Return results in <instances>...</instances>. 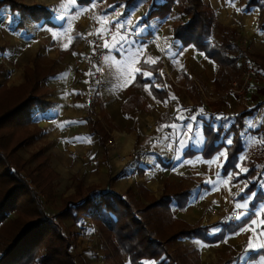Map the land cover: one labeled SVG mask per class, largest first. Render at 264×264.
<instances>
[{
	"label": "crops",
	"instance_id": "1",
	"mask_svg": "<svg viewBox=\"0 0 264 264\" xmlns=\"http://www.w3.org/2000/svg\"><path fill=\"white\" fill-rule=\"evenodd\" d=\"M21 2L47 7L57 26L31 18L32 23L19 28L35 33V27L38 36L24 39L26 46L20 53H12L14 58L3 56L10 78L19 82L24 65L34 57L60 58L66 52L65 67L55 69L51 76L53 111L70 121L84 119L73 122L72 129L86 126L84 139L97 136L103 146L99 169L106 171L107 180L117 177L114 192L123 193L131 185L136 190L146 187L155 199L166 193L175 217L190 225L210 226L213 242L183 237L170 244L171 251H195L201 264H260L264 259V83L254 81L243 96L229 87L241 74L244 40L254 63L264 71L263 4L259 1L248 7L250 0H203L214 16L204 46L196 38L176 33L190 20L183 9L185 0L176 1L166 17L151 20L146 19L149 13L164 0ZM110 19L123 27L107 42L104 84L91 90L89 78L94 79L95 70L87 67V36L102 31V24ZM41 30L51 36L42 35ZM125 32H131L143 45L130 60L109 51ZM140 73H150L151 78ZM94 108L111 118L112 146L102 144L100 134L92 131V120L101 123ZM191 115L197 119H180ZM218 116L225 119L218 120ZM226 121L230 127L220 128L223 132L217 143L209 147L208 138H213L209 132ZM228 136L232 137L231 145L240 139L242 150L226 170L232 151L224 142ZM134 151L137 155L131 157ZM238 203H246L248 215L233 224L222 206L231 207L237 217L243 211L237 209ZM249 226L252 230H247ZM183 241L193 244H177Z\"/></svg>",
	"mask_w": 264,
	"mask_h": 264
},
{
	"label": "rangeland",
	"instance_id": "2",
	"mask_svg": "<svg viewBox=\"0 0 264 264\" xmlns=\"http://www.w3.org/2000/svg\"><path fill=\"white\" fill-rule=\"evenodd\" d=\"M260 2L264 6V0ZM10 11L12 10L9 6H4L0 11V114L26 96L32 88L36 90L38 87L43 88L39 92L36 91L37 93H45L46 88L48 93L43 97L53 104L51 76L56 71L55 69L60 70L65 67L63 57L66 52H62L60 58L51 56L50 59H43V57L38 59L34 57L24 65L19 82L10 78L11 73L6 68L4 59L14 58L13 54L20 53L26 46L23 41L31 37L34 40L38 36L35 27H33L35 33L28 29L21 31L17 28L22 15L18 11H12L13 13ZM24 21L25 24L26 22L27 24L32 23L31 17H26ZM40 33L51 36L46 31L44 33L41 30ZM19 40L20 43H17ZM3 56L4 59H2ZM18 67L21 68L20 64ZM44 77L47 78L44 79ZM89 82L91 90H99L104 84V82L99 84L91 78ZM78 97L81 98V95ZM52 107L45 112H39L38 108H35L33 123L0 127V142L19 164L23 174L36 177L38 190L41 192L47 211L55 216L62 212L66 203L70 201L68 199L79 201L90 196L96 200L98 192L107 188L114 191L117 177L111 176L107 180L106 171L99 169L98 161L101 157L98 155L103 146L99 144L97 136L86 140L83 135L86 126H80L76 131L72 130L74 129L73 123H68L84 119L67 120L66 117L60 116V113L53 111ZM94 109L95 118L101 121L100 133L103 135L107 131L105 138L107 144L112 146L115 144V139L111 133L113 126L111 118L104 117L103 113L97 111L98 108ZM75 132H82V135H78L81 133L75 135ZM135 155L137 154L134 151L130 156L135 157ZM124 158L126 157H122L123 160ZM128 191L130 195L138 199L136 201L143 205L153 202L152 199L156 198L144 186L136 190L130 185L120 194L127 195ZM166 215L165 210L158 209L157 217L155 216L154 219L159 218L158 222L163 225ZM34 218L27 210L18 209L0 223V254L23 225ZM58 220L62 223L65 233L75 237L73 253L76 255L78 264H132L129 257L120 249L115 234L110 231L109 222L97 221L90 214L83 215L79 220L73 218H59ZM177 244L182 246L193 243L183 241ZM44 254V250L39 251L30 264H48L39 259ZM183 255L187 256L184 264H201L196 252H184ZM147 264H156V262L148 261Z\"/></svg>",
	"mask_w": 264,
	"mask_h": 264
},
{
	"label": "trees",
	"instance_id": "3",
	"mask_svg": "<svg viewBox=\"0 0 264 264\" xmlns=\"http://www.w3.org/2000/svg\"><path fill=\"white\" fill-rule=\"evenodd\" d=\"M132 0H128L130 2ZM178 0H164L156 5L149 13L147 20L166 17L172 6ZM260 0H250L248 7L259 4ZM9 6L13 12L18 11L21 21L17 28L25 27L24 19L31 17L35 21H45L57 26L52 21V11L45 6H30L18 0H0V11ZM183 9L190 15L188 23L177 28L176 33L184 38H196L204 46L208 43L214 16L203 0H185ZM47 77H44L46 79ZM43 79V80H44ZM29 82V81H28ZM32 88L26 96L0 114V127L19 126L33 123L34 109L39 112L48 111L52 102L43 96L48 93H37ZM37 91V92H36ZM92 131L100 134V142L106 144L107 140L100 133V123L92 120ZM209 132V147L215 146L222 134ZM242 141L234 140L229 147L230 157L226 170L233 165L239 152L242 150ZM222 143H218V146ZM36 177L25 175L19 164L12 158L0 142V223L18 209H24L35 218L23 225L21 230L11 239L0 254V264H30L38 252L45 251L40 256L42 262L48 264H78L75 248V237L67 235L59 218H73L79 220L83 215L90 214L97 221L109 222L110 231L115 234L122 252L127 255L132 264H147L155 261L156 264H184L186 255L179 250L171 251L170 244L183 237H199L207 242H213L214 237L209 233L210 226L190 225L175 217L172 213L170 196L164 194L159 199L143 205L136 201L135 196L119 194L114 191L104 194L97 193V198L86 196L79 201L68 199L61 213L52 216L48 213L46 205L39 192ZM165 210L167 215L162 225L156 213ZM157 217V216H156ZM195 252V251H194Z\"/></svg>",
	"mask_w": 264,
	"mask_h": 264
},
{
	"label": "built area",
	"instance_id": "4",
	"mask_svg": "<svg viewBox=\"0 0 264 264\" xmlns=\"http://www.w3.org/2000/svg\"><path fill=\"white\" fill-rule=\"evenodd\" d=\"M120 23L117 20L110 19L102 24V31H94L87 36V49L89 58L87 60L88 69L94 71V80L101 84L104 82L107 70L105 65V43L112 41L117 33ZM97 33H100L99 35ZM244 50L241 56L242 69L238 78L233 80L229 91H233L240 96L247 93L252 83L259 80L264 83V71L254 63V57L247 40L243 41ZM233 224H237L236 211L227 205L222 206ZM215 211V210H214Z\"/></svg>",
	"mask_w": 264,
	"mask_h": 264
},
{
	"label": "snow or ice",
	"instance_id": "5",
	"mask_svg": "<svg viewBox=\"0 0 264 264\" xmlns=\"http://www.w3.org/2000/svg\"><path fill=\"white\" fill-rule=\"evenodd\" d=\"M79 2V0H77V3ZM238 11L240 9H237ZM141 20L143 19L142 17L140 18ZM123 26H121L120 28H117V33L120 32L121 28ZM139 25H137V31H136V35L139 36L140 33H139ZM98 35L100 33H97ZM137 45H140V41L134 37H132V34L131 32H125V34H123L120 39L118 41H116L112 48L109 49V51H113L115 53H117L120 57H123L127 60H130L131 57L134 55V54H138L139 51L142 49L143 45H140V47H137ZM105 47H107V42L105 43ZM138 71V70H137ZM140 75L146 79H150L151 78V74L150 73H140ZM203 114V112H201V115ZM180 119H188V120H191V121H195L197 119L196 115H191V116H188V117H184V116H181ZM217 119H225L223 116H218ZM68 123H73V122H68ZM171 127L175 128L176 125L173 124L171 125ZM224 127H230L228 124H227V121L225 122V124H222V125H218V126H213L212 130L214 132H219L220 128H224ZM253 126L251 124H249V129H251ZM242 135H246V133H242ZM197 141L198 142H203L200 140V138L197 136ZM226 144L228 145H231L232 143V137L231 136H228L225 141H224ZM181 145L184 144V141H180ZM221 155H225L226 156V153H221ZM244 171H248L247 169H245ZM262 175H264V173H262ZM229 178H231L232 174L229 173L228 174ZM207 183H212L211 181H206ZM255 194H253L254 196ZM248 198H246L247 200ZM237 209H243L242 213H241V216H237L236 219H241L242 216H247L248 215V212L246 210L247 208V205L246 203L245 204H237L236 205ZM256 221L253 220L252 221V225H255ZM262 226H264V221H262ZM247 230H252L251 229V226H249V229ZM249 247H251V245H249ZM261 247H264V245H261ZM251 264V262H250ZM260 264H264V259H262L260 261Z\"/></svg>",
	"mask_w": 264,
	"mask_h": 264
},
{
	"label": "water",
	"instance_id": "6",
	"mask_svg": "<svg viewBox=\"0 0 264 264\" xmlns=\"http://www.w3.org/2000/svg\"><path fill=\"white\" fill-rule=\"evenodd\" d=\"M113 190L111 189V188H107V189H104L102 192L104 193V194H106V193H109V192H112Z\"/></svg>",
	"mask_w": 264,
	"mask_h": 264
}]
</instances>
